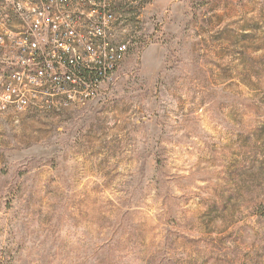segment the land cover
Returning a JSON list of instances; mask_svg holds the SVG:
<instances>
[{"label": "rangeland", "instance_id": "obj_1", "mask_svg": "<svg viewBox=\"0 0 264 264\" xmlns=\"http://www.w3.org/2000/svg\"><path fill=\"white\" fill-rule=\"evenodd\" d=\"M117 10L96 99L0 115V264H264V0Z\"/></svg>", "mask_w": 264, "mask_h": 264}, {"label": "built area", "instance_id": "obj_2", "mask_svg": "<svg viewBox=\"0 0 264 264\" xmlns=\"http://www.w3.org/2000/svg\"><path fill=\"white\" fill-rule=\"evenodd\" d=\"M118 0H0V115L81 110L140 49ZM136 49V50H137Z\"/></svg>", "mask_w": 264, "mask_h": 264}]
</instances>
